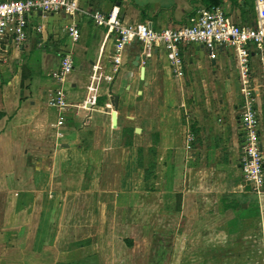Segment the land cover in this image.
Instances as JSON below:
<instances>
[{"label": "crops", "instance_id": "0c3cea01", "mask_svg": "<svg viewBox=\"0 0 264 264\" xmlns=\"http://www.w3.org/2000/svg\"><path fill=\"white\" fill-rule=\"evenodd\" d=\"M78 1L87 10L116 6L124 23H146L156 31L184 25L209 3ZM255 1L222 0L218 6L244 26L255 21ZM72 22L80 30L75 43L65 32ZM105 34L80 16L36 12L26 42L0 51V264H107L105 255L115 264H264V191L252 192L239 168L242 97L233 51L185 45L183 75L176 77L166 53L155 49L146 58L133 43L114 74L116 38ZM65 50L72 51L73 70L63 88L78 108L62 115L46 101L54 88L50 73ZM250 71L259 100L264 50L252 48ZM155 90L182 98L158 106ZM126 94L134 101L127 102ZM199 94L203 104L185 100ZM257 106L261 117L264 106ZM60 118L64 123L57 126ZM187 128L194 135L189 151ZM119 134L130 135L123 142L133 148L131 155L121 146L115 151ZM64 171H84L87 183L68 182ZM44 190H50V201L42 204ZM59 196L70 201L60 207L54 203ZM59 207L65 216L46 224L44 210L55 214ZM15 217L23 225L40 223V247L18 250L21 258H12L16 249L1 243L17 237L10 233L19 225ZM50 228H56L55 237L46 235ZM73 254L78 258L70 261Z\"/></svg>", "mask_w": 264, "mask_h": 264}, {"label": "built area", "instance_id": "2783aa9c", "mask_svg": "<svg viewBox=\"0 0 264 264\" xmlns=\"http://www.w3.org/2000/svg\"><path fill=\"white\" fill-rule=\"evenodd\" d=\"M40 12L44 15L62 13L70 17L89 19L95 26L106 29L105 37L116 38L112 54V71L118 73L123 66L125 50L133 43L142 47V54L149 58L155 49L167 55L171 73L183 75V60L180 48L196 43L214 53L219 49L232 50L238 66L241 105L238 121L240 125L239 168L245 184L252 192L264 191V150L262 145V123L258 104V93L250 78V57L252 48L260 54L264 50V0L255 1L256 18L251 25H237L223 9L201 7L195 9L184 25L156 31L146 23L126 24L120 18L118 7L109 11L84 9L78 0H0V51L9 46L20 47L27 40L30 16ZM65 32L72 43L80 39L76 22L70 23ZM71 50L59 54V63L50 73L54 88L48 95L46 104L62 115L70 109L78 108L66 100L63 88L66 78L73 70ZM210 56H213L211 54ZM63 118L57 122L62 126ZM194 135L185 141L186 150H191Z\"/></svg>", "mask_w": 264, "mask_h": 264}, {"label": "rangeland", "instance_id": "374dc122", "mask_svg": "<svg viewBox=\"0 0 264 264\" xmlns=\"http://www.w3.org/2000/svg\"><path fill=\"white\" fill-rule=\"evenodd\" d=\"M156 90H155V97H156V103H157L158 106H164V102L163 101H168V102H172L173 104L174 103L176 104V103L180 102V100L182 98L181 94H173V95H171V94H166L164 92H160V90L159 91H156ZM259 90H260V97H259V100H258V104L262 107V106H264V88L260 87ZM126 96H128V95L126 94ZM188 97H190V102H189L190 104H194V103L203 104L202 103L203 102L202 98L204 97V95H201V94L193 95V96L185 95V100L186 101H188ZM192 97H195V98L192 99ZM132 100H133V96L129 95L128 98H127V102L131 103ZM210 101H212V100L210 99ZM213 101H215V99ZM261 121H262L261 123H262V127H263L261 133L263 135L262 140H263V145H264V112H263V110H261ZM188 131H190L189 128H187L186 134H184L185 135V141H186L187 136L189 134H192L191 131L190 132H188ZM128 136H130V135L121 137V135L119 134V141H118V144H117V146L115 148L116 152L119 151L118 147L121 146L122 150H125V151L130 150L128 152V154L129 155L132 154L131 150L133 148L132 147H126L124 145V142H123V140L124 141L127 140L126 138H128ZM128 139H130V138H128ZM131 142H132V140H131ZM136 147H138V146H136ZM185 148H186V146H185ZM137 160H138V158H136L135 161H137ZM64 172L68 173V175L66 177L68 182H73L74 185L82 186V185H85L87 183L86 179L81 177V174L84 171H64ZM108 172L111 173L113 171H108ZM74 175H76V176H74ZM49 191L50 190H47V191L44 190L43 192H41L42 194L41 193L39 194L40 197H41L40 199H42V204L45 203V202L50 201V200H48V192ZM54 200L55 199H53V201ZM68 201H70L69 197L65 199L64 197L60 198V196H59V198L56 199L54 201V203L55 204H60V207H61V205H63V204L65 205ZM60 207L55 210L56 211L55 214H53L54 211L50 212L52 209H49L48 211L44 210V213L46 214L44 221H45L46 224H47V222H50V225L53 224L54 223L53 219L55 218V221H57L58 220V216L57 215H59V214L61 215V213H62V216H65V211H63L64 208L62 209ZM1 210L2 209H0V212H1ZM43 218H44V214H43ZM18 222H19V220L15 217L14 218V224H16ZM39 225H40V223L38 224V226ZM38 226H36V224H32V226H29L27 223H25L23 225V224H20V222H19V225H16V226L14 225L13 228L10 229V233L12 234L14 232L17 235V237H15V236L13 237L12 235H10V236H6V238L1 240L2 245L6 244L8 249L12 248L13 251H15V249H16L17 252H12V254H11L13 256L12 258H14L15 255H16V257H19V258H21L23 256L20 252H18V250H20V249L29 251L33 247H35V249H38L40 247L39 244H38V242H39V239H38L39 236H38V233H37V231H38L37 227ZM28 227H30V228L28 229ZM48 230L49 231H47L46 235L52 234V236L55 237L56 228H53V229L50 228ZM3 237H4V235H3ZM3 249H0V251H2ZM93 251H96L95 246H93ZM97 251H100V250H97ZM104 257L107 259V262H106L107 264L114 263L116 261V260H112L111 259V255L109 257L107 255H105ZM1 258H2V260L4 259L3 256ZM76 258H78V256L73 254V256L70 257V261L73 260V259H76ZM115 263H117V262H115Z\"/></svg>", "mask_w": 264, "mask_h": 264}, {"label": "water", "instance_id": "95a60500", "mask_svg": "<svg viewBox=\"0 0 264 264\" xmlns=\"http://www.w3.org/2000/svg\"><path fill=\"white\" fill-rule=\"evenodd\" d=\"M144 58V57H142ZM110 105L112 107V111H113V117H115L117 108H118V96L113 95L112 97H110ZM116 127V120L113 121V128ZM136 133H139V129L135 130Z\"/></svg>", "mask_w": 264, "mask_h": 264}, {"label": "trees", "instance_id": "16d2710c", "mask_svg": "<svg viewBox=\"0 0 264 264\" xmlns=\"http://www.w3.org/2000/svg\"><path fill=\"white\" fill-rule=\"evenodd\" d=\"M209 3L206 5V8L216 7L221 4L222 0H207ZM3 117V114L0 113V119Z\"/></svg>", "mask_w": 264, "mask_h": 264}]
</instances>
